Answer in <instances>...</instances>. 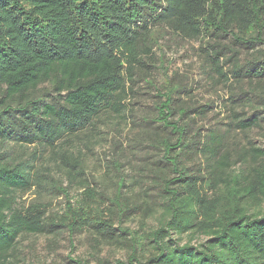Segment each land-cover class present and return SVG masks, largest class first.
I'll list each match as a JSON object with an SVG mask.
<instances>
[{
  "label": "trees",
  "instance_id": "obj_1",
  "mask_svg": "<svg viewBox=\"0 0 264 264\" xmlns=\"http://www.w3.org/2000/svg\"><path fill=\"white\" fill-rule=\"evenodd\" d=\"M169 40L199 44L209 81L249 85L227 102V131L257 130L264 139V0H0V264L17 263L21 238L51 228L68 232L71 252L83 231L95 251H127L125 262L95 252L96 264H264V148L247 141L232 160L222 134L202 122L208 111L173 107L180 85L164 82L156 108L158 124L175 138L161 133L148 146L161 173L158 224L121 226L156 213L123 194V176L112 196L88 182L82 148L101 141L102 119L115 128L130 123L136 70L163 67L154 50ZM49 162L67 184L54 217L44 204L16 201L45 187ZM72 184L81 190L73 203Z\"/></svg>",
  "mask_w": 264,
  "mask_h": 264
},
{
  "label": "rangeland",
  "instance_id": "obj_2",
  "mask_svg": "<svg viewBox=\"0 0 264 264\" xmlns=\"http://www.w3.org/2000/svg\"><path fill=\"white\" fill-rule=\"evenodd\" d=\"M162 50H154L156 55L163 62V67L157 62L155 68H149L146 72L136 70L133 93L129 98V121L125 126L113 127L104 118L101 120L102 139L97 145L90 147V151L82 148L84 155L82 158L88 182L93 187L98 188L103 195L112 196L116 189L119 176L125 179L123 194H131L135 197L137 204L149 205L155 209L153 219H144L140 214L135 217L125 219L121 224L124 228L131 230L149 229L155 227L160 219L159 208L161 199L159 195L158 177H161L157 163V154L149 148L150 142L158 140L166 135L171 136L168 129H162L157 119L156 108L165 96L164 82L176 84L183 87V92L174 97L176 103L194 104L196 107H203L208 111V115L202 120L207 127H214L223 136V148L231 154L232 160L240 152V148L250 141L256 147L264 148V139L261 131L250 133L227 131L228 122V101L231 97L243 95L249 92V85L243 82L239 87L234 82L215 84L208 80L203 69L202 61L199 58V44L197 42L168 41L162 42ZM160 59V58H159ZM160 59V60H161ZM228 71V68L225 72ZM149 76V77H148ZM151 82L156 90L147 84ZM259 92V91H258ZM260 95V94H259ZM242 97V96H240ZM239 97V98H240ZM204 105L211 106L208 109ZM175 119L173 118V121ZM200 124V121L198 122ZM119 129V130H118ZM225 132V134H223ZM32 148V147H30ZM15 151L20 152L18 148ZM31 149L24 153L29 154ZM47 155V154H46ZM49 168L44 174L58 180V188L53 187V181L48 177L47 184L42 189L32 188L30 191L19 194L16 201L19 207H27L32 203L44 204L47 208V215L54 217L60 214L66 204L67 199L61 194L62 188L67 184L57 173L56 167L52 162L46 164ZM240 168L239 165L234 167ZM192 169H199V166ZM200 171H205L202 167ZM158 178V179H157ZM157 181L156 182L154 181ZM66 190L68 200L73 203L77 200L81 190L77 184H72ZM145 217V216H144ZM147 224V225H142ZM117 226V224L115 225ZM52 233L42 236H26L19 240L17 251V263L15 264H76L75 261H87L89 264H96L92 256L95 252L97 257L105 258L110 261H126L127 251L118 246L102 245L95 251L90 244V233L83 231L73 237L74 248L71 252L69 246L68 232L62 228H51ZM183 238V243L186 242ZM194 245L198 243L193 241Z\"/></svg>",
  "mask_w": 264,
  "mask_h": 264
}]
</instances>
